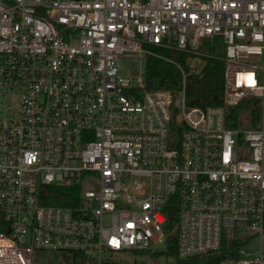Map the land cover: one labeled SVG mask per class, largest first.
<instances>
[{
  "label": "built area",
  "instance_id": "obj_1",
  "mask_svg": "<svg viewBox=\"0 0 264 264\" xmlns=\"http://www.w3.org/2000/svg\"><path fill=\"white\" fill-rule=\"evenodd\" d=\"M216 36L223 105L189 106L182 68L178 93L146 86L152 47L197 55ZM15 90L20 108L4 114ZM248 98L261 122L228 127L227 108ZM52 194L71 202L43 203ZM176 195L179 257L238 236L248 242L225 264H264V0H0V264L38 251L176 261Z\"/></svg>",
  "mask_w": 264,
  "mask_h": 264
},
{
  "label": "trees",
  "instance_id": "obj_2",
  "mask_svg": "<svg viewBox=\"0 0 264 264\" xmlns=\"http://www.w3.org/2000/svg\"><path fill=\"white\" fill-rule=\"evenodd\" d=\"M153 53L145 60V82L151 89H169L173 92L181 90L183 72L186 73L185 99L189 106H220L224 104V70L225 45L223 38L216 36L203 41L197 55L203 59L202 68L196 72L189 65V59L197 56L195 53L169 49L160 46L152 47ZM244 117H248L250 127H256L262 119V107L257 98L242 100L239 104L227 108V126L238 128ZM67 189V188H66ZM71 201L62 202L64 204ZM168 216L167 226L171 230L168 242L169 252L176 257V264H225L227 260H237L240 249L247 244V237L225 236L222 245L213 254L179 257L178 229L180 219V202L178 196H173L166 205ZM72 264H85V255L71 253Z\"/></svg>",
  "mask_w": 264,
  "mask_h": 264
},
{
  "label": "rangeland",
  "instance_id": "obj_3",
  "mask_svg": "<svg viewBox=\"0 0 264 264\" xmlns=\"http://www.w3.org/2000/svg\"><path fill=\"white\" fill-rule=\"evenodd\" d=\"M189 65L193 71L198 72L203 65V59L199 56H193L189 59ZM124 74H135L138 71V67L132 66L128 69L122 68ZM177 93V92H176ZM2 104L5 106L3 107V113L7 115H11L14 112H18L20 108L19 104V92L15 91H8L5 95L2 96ZM250 127V121L248 117H244L242 125L240 127ZM95 183L93 181L87 180L84 184V190L91 189L95 187ZM63 199L61 196H56L52 194L49 198L45 199L43 203L46 204H57L62 203ZM258 244L255 242H251L246 246L248 249H254L257 247ZM133 254L121 252L117 256V261L124 262V261H132ZM33 260L35 264H72V258L69 253L66 252H56V251H38L34 254ZM139 264L145 263L146 259L140 258L137 260ZM154 263H165V264H176V261L170 257H162L159 260L154 261Z\"/></svg>",
  "mask_w": 264,
  "mask_h": 264
}]
</instances>
